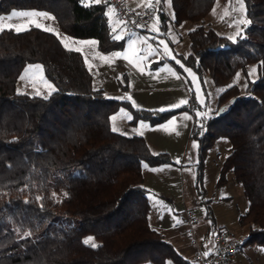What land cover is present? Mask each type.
<instances>
[{"label": "trees", "instance_id": "obj_1", "mask_svg": "<svg viewBox=\"0 0 264 264\" xmlns=\"http://www.w3.org/2000/svg\"><path fill=\"white\" fill-rule=\"evenodd\" d=\"M215 1L171 0L176 23L198 22L183 60L218 85L251 63L258 64L259 76L245 92L236 84L222 91L216 110L192 135L202 156L220 135L230 139L219 182L233 171L249 201L239 218L247 229L244 244L264 246V0H244L250 23L235 41L204 23ZM13 9L47 11L65 33L97 39L102 52L125 44L113 38L105 2L0 0V15ZM158 13L165 24L162 5ZM29 63H40L55 85L47 99L18 92ZM121 107L132 112L133 122L152 123L190 109L153 112L108 97L93 87L82 52L65 48L56 33L35 26L0 31V264L186 263L150 224L143 183V161L171 159L153 153L141 135L112 130L111 115ZM89 238L98 247L86 244Z\"/></svg>", "mask_w": 264, "mask_h": 264}, {"label": "rangeland", "instance_id": "obj_2", "mask_svg": "<svg viewBox=\"0 0 264 264\" xmlns=\"http://www.w3.org/2000/svg\"><path fill=\"white\" fill-rule=\"evenodd\" d=\"M243 3L244 18L250 21L244 0ZM233 6L238 7L236 0H216L212 10L204 18V23L214 27L220 34L233 36L237 31L233 20H239L242 15L233 11ZM214 8L216 15H213ZM225 9L230 15L221 20L220 16ZM163 11L167 16L166 23L158 18L151 24L149 32H130L120 27L116 36L124 38L125 44L121 49L108 52L99 50L95 38H80L65 33L55 16L43 10L13 9L0 15V18H3L0 20V27L3 30L10 28L15 30L11 25L26 29L32 26L28 18L15 17L9 20L8 17L13 12L47 13L54 19L35 18L44 26L41 28L51 27L54 29L52 32L59 34L63 44L68 43L70 48L80 49L92 73L93 87L103 89L108 97L127 100L136 108L153 112H161V109L174 111L182 106L190 107L155 123L145 119L133 122L132 112L121 107L111 115V127H116L117 131L126 135H141L153 153L164 152L169 155L171 159L169 163L150 165L146 161L142 162L144 179L146 178L144 186L151 206L150 222L163 233L164 238L178 253L183 255L186 264H192L196 248L191 245V237L187 233L188 225L185 221L187 211H193L198 218L195 232L199 244L201 239L212 241L214 234L219 231H225L231 237H242L244 240L247 235V229L239 222L240 215L249 206L242 185L235 181L232 170L226 173L225 181L219 182L223 160L231 150L230 139L220 135L202 156L199 141L192 135V131L195 125L197 129L203 127L202 117L216 110L222 92L220 89L236 84L245 92L248 82L257 80L258 64L251 63L246 71L239 69L228 82L216 84L210 73L200 74L183 60V56L190 52L189 31L198 22L186 20L176 23L171 0H164ZM154 24H158L155 26L158 30L153 28ZM240 27L243 28V35L247 26ZM92 41L95 42L94 45L81 43ZM161 41L164 44H161ZM165 44L170 50L169 55H165ZM113 53L123 55L112 57ZM124 56H127V59ZM101 57H110L111 62ZM29 65L42 66L40 63H29L23 68L17 83L18 92L33 95L39 92L41 96L47 95L49 89L45 82L54 88L55 85L46 77L43 67L42 71L33 69L26 75L25 70ZM141 67L143 71H140ZM253 67L256 71L249 76V71ZM170 72L176 75H171ZM22 75L25 76L23 80L20 79ZM176 76H179V79ZM199 99L203 100V104L199 103ZM181 101L187 103L172 107ZM126 116H130L131 119ZM185 116L188 118L184 119ZM173 120L174 123L170 124L169 122ZM194 144L196 147H193ZM261 249H264V246L259 243H245L241 259L237 260L236 264H264V251ZM168 264L174 263L169 260Z\"/></svg>", "mask_w": 264, "mask_h": 264}, {"label": "built area", "instance_id": "obj_3", "mask_svg": "<svg viewBox=\"0 0 264 264\" xmlns=\"http://www.w3.org/2000/svg\"><path fill=\"white\" fill-rule=\"evenodd\" d=\"M106 3L120 18L124 29L130 32H149L151 24L158 19L160 3H156V0L151 2L152 7L147 6L144 9L132 7L127 0H107ZM185 221L188 225L187 233L191 237L190 243L196 247L195 264H234V257L242 249L245 242L242 237H231L225 231H219L213 236V252L205 255L200 248L195 232V225L198 222L197 216L193 211H187Z\"/></svg>", "mask_w": 264, "mask_h": 264}, {"label": "snow or ice", "instance_id": "obj_4", "mask_svg": "<svg viewBox=\"0 0 264 264\" xmlns=\"http://www.w3.org/2000/svg\"><path fill=\"white\" fill-rule=\"evenodd\" d=\"M82 2H84V0H82ZM101 2H102V0H91V3L99 4V3H101ZM103 2L106 3L107 0H103ZM156 3H160V0H156ZM236 5H238V7L233 6V11H235V12H239V13H241L242 15H241V17H240L239 20H233V24L236 25L237 31H236V33H235L233 36H230L229 39H232V40H234V41H235V39H236L238 36H239L240 38H243V36H242L243 28H241L240 25H244V26L246 27V26L250 23V21L246 20V19L244 18V15H243V13L245 12V6H244V3H243V0H236ZM86 6H89V5L86 4ZM147 6H148V7H152L151 0H149V3H148ZM111 14H113V13H112V10L110 9V11H109V15H111ZM213 15H216V9H215V8L213 9ZM228 15H230V13H229V11H228L227 9H225L224 12H223V15L220 16V19L223 20L224 17H225V16H228ZM15 17L28 18V20H29V24H31L32 26H35V27H37V28L44 27V26L39 22V20H37V19H35V18H37V17H41V18H45V19H54L53 17H50L47 13H42V12H13V13L11 14V16L8 17V19L11 20L12 18H15ZM2 19H3V18H0V20H2ZM137 26H141V25H137ZM230 26H231V25H230ZM11 27H14L15 30H16L17 32L27 30L26 28L18 27V26H16V25H11ZM153 28H154L155 30H158V29H156L155 24L153 25ZM2 30H3V28L0 27V31H2ZM44 30H45V31H54V29H52L51 27H45ZM113 31H115V29H113ZM57 35H59V34L57 33ZM113 38H114V39H122V37L119 36V35L114 36ZM64 39L66 40V39H68V38H64ZM62 42H63V41H62ZM81 43H90V44H93V45L95 44L94 41H92V42H81ZM160 43H161V44H164L163 41H161ZM64 46H65V48H69V50H72V49L70 48V45H69L68 43H65ZM130 47H132V44H130ZM164 47H165V50H166V51H165V55H169V54H170V50L167 49V45L165 44ZM75 50H76V51H80V49H75ZM153 51H154V50H153ZM122 55H123L122 53H113V54H112V57H120V56H122ZM124 58L127 59V56H124ZM101 59H104V60H106L107 62H111V58H110V57H101ZM130 63H131V61H130ZM261 63L264 64V62H261ZM137 66H138V65H137ZM33 69H37V70L42 71V66H40V65H35V66H33V65H29L28 68L25 70L26 75H27L28 73H30ZM140 71H143V68H142V67L140 68ZM255 71H256V69H255V67H253V68L249 71V76H251ZM170 74H171V75H176L174 72H170ZM176 78L179 79V76H176ZM20 79H22V80L25 79V76L22 75V76L20 77ZM237 79H239V73L237 74ZM45 84H46V87H48V89H49L48 94L44 96V99H47L48 96L52 94V92L56 91V89H55L52 85L47 84V82H45ZM246 86H247V84H245V87H246ZM229 87H231V85H229ZM224 90H225V89H220L219 91H224ZM36 95H40V93L37 92ZM124 98H128V99H130V97H124ZM185 103H187V101H181L180 104L173 105L172 107H179L180 105L185 104ZM199 103L203 104V100H202V99H199ZM165 110H168V109H161V111H165ZM198 114H199V113H198ZM126 118L131 119L130 116H126ZM183 118L186 119V118H188V117L185 116V117H183ZM113 119L115 120L116 117H113ZM169 123H170V124H171V123H174V120H173V121H170ZM112 130H113V131H117L118 129H117L116 127H113ZM174 130H175V129H173V131H174ZM141 134H142V133H141ZM177 134H178V133H177ZM193 147H196V145L194 144ZM65 195H67V194L65 193ZM38 199H39V198H38ZM26 202H27V201H26ZM24 235H25V236H30L31 233H30V232H26ZM85 243H86V244H89V246L92 247V248H96V247H98V245H97L96 243L92 242V238H89L88 240H86ZM261 251H264V249H261ZM205 255H208V253L205 252Z\"/></svg>", "mask_w": 264, "mask_h": 264}, {"label": "crops", "instance_id": "obj_5", "mask_svg": "<svg viewBox=\"0 0 264 264\" xmlns=\"http://www.w3.org/2000/svg\"><path fill=\"white\" fill-rule=\"evenodd\" d=\"M91 1V0H90ZM153 0H151L152 2ZM127 2L129 3V5H131L132 7H135L137 9H144L147 7L148 3H149V0H127ZM160 5H162V8H163V5H164V2H160ZM110 7H108V15H109V11H110ZM112 10V9H111ZM112 13L111 15H109V19H110V25L112 27V29H115V34H117L119 32V29L120 27H123L122 25V22L120 20V18L113 12L112 10ZM158 18L160 20H162V18L159 16V13H158ZM158 24H155V26H157ZM161 25V24H159ZM124 28V27H123ZM88 66V65H87ZM89 68V67H88ZM112 120V119H111ZM112 126V125H111ZM119 132V131H118ZM144 174V172H143ZM144 182H146V178L144 179ZM143 182V183H144ZM149 221H150V216H149ZM151 224V222H150ZM155 228V227H154ZM157 229V228H156ZM227 233V232H226ZM171 244V243H170ZM200 245V248L203 250V252H207L208 254L212 253L213 250H214V241L212 239V241L208 242L207 240H202L201 239V243L199 244ZM196 248V247H195ZM177 251V250H176ZM196 251V250H195ZM178 252V251H177ZM241 252H242V249L236 254V256L234 257V264H236L237 260H240L241 259ZM180 254V253H179ZM180 256L183 257V255L180 254ZM184 258V257H183ZM172 261V260H171ZM174 264H176L174 261H172ZM186 264V263H184ZM192 264H195L194 263V256H193V259H192Z\"/></svg>", "mask_w": 264, "mask_h": 264}, {"label": "water", "instance_id": "obj_6", "mask_svg": "<svg viewBox=\"0 0 264 264\" xmlns=\"http://www.w3.org/2000/svg\"><path fill=\"white\" fill-rule=\"evenodd\" d=\"M240 97H242V96H240ZM236 100H237V98L235 97V98H232V102H236ZM223 106L219 109V115H222L223 114Z\"/></svg>", "mask_w": 264, "mask_h": 264}]
</instances>
